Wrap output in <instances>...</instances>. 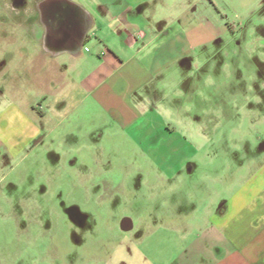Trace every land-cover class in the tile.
<instances>
[{
	"label": "rangeland",
	"instance_id": "374dc122",
	"mask_svg": "<svg viewBox=\"0 0 264 264\" xmlns=\"http://www.w3.org/2000/svg\"><path fill=\"white\" fill-rule=\"evenodd\" d=\"M7 1L0 0V64L8 65L0 71V98L37 107L47 96L52 111L36 142L4 161L0 264L220 260L230 249L208 241L211 219H222L215 215L220 203L228 213L231 199L264 170V0L247 7L207 0L210 13L200 0L78 2L92 14L99 5L125 7L135 31L168 26L179 36L175 48L193 44L190 55H172L159 69L149 61L159 58L156 44L142 51L136 75L146 83L131 93L109 85L122 101L118 118L92 99L54 92L58 59L40 52L41 33L28 34L39 0H31L30 22L4 7ZM119 25L98 32L95 24L89 33L117 41ZM212 26L226 33L211 36ZM122 219L131 230L120 229Z\"/></svg>",
	"mask_w": 264,
	"mask_h": 264
},
{
	"label": "crops",
	"instance_id": "0c3cea01",
	"mask_svg": "<svg viewBox=\"0 0 264 264\" xmlns=\"http://www.w3.org/2000/svg\"><path fill=\"white\" fill-rule=\"evenodd\" d=\"M24 1L27 7L23 11L26 16L22 19L24 22H30L31 18L34 19L30 9L31 0ZM44 1L36 5L37 21L32 22L35 24L34 30H29L28 34L34 36L37 32L41 33L40 52L43 55L58 59L56 64L60 77L59 81L55 83L54 92L61 93L69 90L72 91L73 95L83 98V100L92 99L116 118L122 117V101L118 96L110 95L109 85H117L119 88L126 86L127 92L131 93L146 83L145 77L142 79L136 75V72L144 69L143 63L138 59V55L142 51L150 45L156 44L155 51L159 58H150L149 60L153 65H156V69L165 64L172 55L179 58L191 54L193 44L190 42H185L181 48L174 47L173 40L179 36L167 33L168 26L162 27L158 31H135L134 26H132L134 23H127L128 20L125 16L127 8L125 7L120 9L117 5L115 10L110 11L105 4L99 5V10L92 14L82 4L78 3L85 2L84 4H91L93 7L95 0H78L77 2L68 0L80 9V12L71 10V26L84 29L85 34L77 51L71 48L61 49L58 47L61 39L60 34L55 32L47 40L46 24L40 20V11L48 12L49 22L47 24L54 30L59 24L56 20L57 17H55L59 8H44L42 7ZM252 1L243 0L242 3L247 7L251 5ZM199 2H204L205 12L210 13L211 9L206 8L208 1L200 0ZM8 3L9 0L3 6L8 8ZM14 15L20 16V14ZM170 21L173 23L174 20ZM111 22L120 24L119 31L115 36L117 41L104 32L97 34ZM95 24L99 26L98 32L90 34V30ZM211 29L209 31L211 36H222V33H226L222 26H216V28L212 26ZM198 35L194 34L193 36ZM86 44L92 50L88 54H84ZM21 51L25 52L24 48ZM25 55L29 54L22 53L23 57ZM91 61H93V66L90 65ZM27 64L22 65V67H27ZM7 66L5 63L1 71ZM41 101L37 107H33L20 102L4 104V99L0 98V103H3L0 106V176L1 174L7 175V171L2 169L4 161L19 155L32 142H36L37 137L40 136L42 119L46 118L48 113L52 111L48 105L47 96L43 97ZM245 186L246 188L242 190L240 195L231 199L228 213L226 211L223 213L224 202L220 203L215 215H224L222 219L219 221H212L213 218L211 219L210 229L212 233L208 236V241L213 242L211 243L213 248L219 247L220 249L221 246H226L230 249L220 260H216L215 264H264V170L260 176L248 179Z\"/></svg>",
	"mask_w": 264,
	"mask_h": 264
},
{
	"label": "water",
	"instance_id": "95a60500",
	"mask_svg": "<svg viewBox=\"0 0 264 264\" xmlns=\"http://www.w3.org/2000/svg\"><path fill=\"white\" fill-rule=\"evenodd\" d=\"M42 7H57L59 8V12H57L56 16L59 24L53 30L51 26L47 24L49 22L48 12L40 11L41 21L46 24V37L49 40L50 35H53L55 32L59 33L61 36L58 47L61 49L71 48L74 50H78L82 44L85 30L82 28H74L71 26V10H77L80 12L79 7L69 2L68 0H45L42 3ZM55 15V14H54ZM74 214H78V212H73ZM74 223L82 224V219H74ZM132 224L129 219H122L120 222V229L124 232L131 230Z\"/></svg>",
	"mask_w": 264,
	"mask_h": 264
},
{
	"label": "flooded vegetation",
	"instance_id": "af4514ba",
	"mask_svg": "<svg viewBox=\"0 0 264 264\" xmlns=\"http://www.w3.org/2000/svg\"><path fill=\"white\" fill-rule=\"evenodd\" d=\"M42 1L43 0L37 1V3L35 4V9H36V5L38 3H41ZM26 7H27V4L24 0H9V3H8V8L10 9L9 11L12 12L13 14H18L20 11H24ZM4 64L5 63L0 64V71L2 67L4 66ZM81 225H84V224H81Z\"/></svg>",
	"mask_w": 264,
	"mask_h": 264
}]
</instances>
